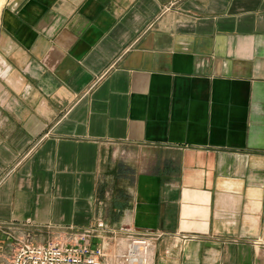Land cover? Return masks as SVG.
I'll return each instance as SVG.
<instances>
[{
	"label": "crops",
	"instance_id": "1",
	"mask_svg": "<svg viewBox=\"0 0 264 264\" xmlns=\"http://www.w3.org/2000/svg\"><path fill=\"white\" fill-rule=\"evenodd\" d=\"M100 222L264 264V0L2 1L0 264Z\"/></svg>",
	"mask_w": 264,
	"mask_h": 264
},
{
	"label": "built area",
	"instance_id": "2",
	"mask_svg": "<svg viewBox=\"0 0 264 264\" xmlns=\"http://www.w3.org/2000/svg\"><path fill=\"white\" fill-rule=\"evenodd\" d=\"M106 229L100 222L68 241L22 242L7 264H152L155 232L139 234L136 230L127 240L114 237L110 242L103 233Z\"/></svg>",
	"mask_w": 264,
	"mask_h": 264
},
{
	"label": "bare ground",
	"instance_id": "3",
	"mask_svg": "<svg viewBox=\"0 0 264 264\" xmlns=\"http://www.w3.org/2000/svg\"><path fill=\"white\" fill-rule=\"evenodd\" d=\"M2 1H3V0H0V6H1Z\"/></svg>",
	"mask_w": 264,
	"mask_h": 264
},
{
	"label": "rangeland",
	"instance_id": "4",
	"mask_svg": "<svg viewBox=\"0 0 264 264\" xmlns=\"http://www.w3.org/2000/svg\"><path fill=\"white\" fill-rule=\"evenodd\" d=\"M16 251H17V250H16ZM3 261H4V260H3ZM3 261H2V262H3ZM6 262H7V261H6ZM6 262H5V263H6ZM6 264H7V263H6Z\"/></svg>",
	"mask_w": 264,
	"mask_h": 264
}]
</instances>
